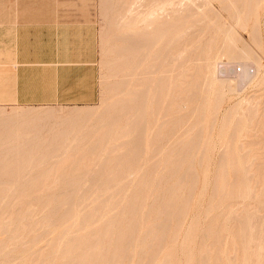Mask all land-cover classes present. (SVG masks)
<instances>
[{
	"label": "bare ground",
	"instance_id": "1",
	"mask_svg": "<svg viewBox=\"0 0 264 264\" xmlns=\"http://www.w3.org/2000/svg\"><path fill=\"white\" fill-rule=\"evenodd\" d=\"M102 1V107L0 109V264H177L178 248L194 264L197 232V264H264V147L242 140L264 143V99L242 96L216 130L226 97L264 84L237 33L260 44L264 0H214L229 23L213 0ZM216 146L204 225L185 227Z\"/></svg>",
	"mask_w": 264,
	"mask_h": 264
},
{
	"label": "crops",
	"instance_id": "2",
	"mask_svg": "<svg viewBox=\"0 0 264 264\" xmlns=\"http://www.w3.org/2000/svg\"><path fill=\"white\" fill-rule=\"evenodd\" d=\"M64 3L77 7H57ZM96 3L0 0V104L88 106L98 101Z\"/></svg>",
	"mask_w": 264,
	"mask_h": 264
},
{
	"label": "rangeland",
	"instance_id": "3",
	"mask_svg": "<svg viewBox=\"0 0 264 264\" xmlns=\"http://www.w3.org/2000/svg\"><path fill=\"white\" fill-rule=\"evenodd\" d=\"M71 0H63V2H70ZM4 2V0H3ZM96 12L95 14L93 13V17L96 19V22H97V25L99 27V35H100V40H101V44H100V51H99V60H98V65H99V99L98 101L93 104V105H88V106H55V105H47V106H18V105H14V104H8V105H5V104H0V109L4 110L6 113L10 112L11 110H14V109H49V108H52V109H63V110H69V109H79V108H82V109H97L99 110L101 107H102V98H103V91H104V87H105V65H104V44H103V35H104V31H105V26H106V21L103 17V1L101 2V0H96ZM264 3V2H263ZM261 4L258 8H257V12L259 14V34H258V37L260 39V44L257 45L256 43H253L252 42V37L250 36V32H251V27L250 25L247 26V29L245 30H240L238 29L237 33L239 34V36L242 38V40L244 41L245 45H248L255 53V55H257L259 57V61L260 64L263 66L262 70H264V26H263V23H264V4ZM211 4V8L213 10H216V11H219L222 18L223 19H226L227 18V14L223 11L220 10V5L218 3V1H211L210 2ZM57 7H60L62 10H67V9H70L72 7H77L76 5H71V4H61V5H58ZM79 7H81L79 5ZM227 23L228 20L226 19ZM261 21V22H260ZM260 23H261V26H260ZM262 36V37H261ZM132 39L131 38V42H132ZM128 42V41H127ZM240 44V43H238ZM259 49H258V48ZM226 57H223V61L225 62L226 61ZM237 69L239 70V66L237 67ZM259 87V88H258ZM251 97H254L256 99H259V100H263L264 99V84L262 86H249L248 88H246L243 92L241 93H238V94H232V95H229L228 97L225 98L224 102L221 104V107L219 108L218 110V114H217V118L219 119V122L217 121V124H216V130L218 129V126L221 122V118H223L224 114L227 113V111L229 110V108H231V106H233V104L235 102L238 101V99L240 100V98H243V97H247L250 95H252ZM239 96V97H238ZM243 96V97H242ZM227 100V101H226ZM236 100V101H235ZM226 101V102H225ZM232 103V104H231ZM231 105V106H230ZM260 106H262V104H260ZM229 107V108H228ZM226 111V112H225ZM243 111V110H242ZM241 111V112H242ZM261 112H264L262 110H260V113ZM248 112L246 110H244L242 112V115L243 117L245 118L246 116L244 114H247ZM221 117V118H220ZM245 137V139L243 138L242 140L243 141H246L245 143L248 144V140L249 139H252L253 142V147H256V148H263L264 147V143L263 142H258V138H254V137ZM219 151H220V147L216 146L212 153H211V156L206 160V163H207V171H206V176H207V180L205 181L206 182V185H205V189H203V195H202V198L200 199V201L196 202V201H193L190 205H189V212H188V215H187V218H186V223H185V227L186 225L188 224V222L190 220H194L197 222V225L199 226V228H201L203 225H204V218L202 217V214L207 206V203H208V199H209V196L211 195L212 193V190H213V179L216 175V169L219 165V162L220 159H219ZM261 151V155H264V150L261 149L259 150ZM243 161H244V157H242ZM56 158H48L47 160H55ZM219 159V160H218ZM66 161H71V160H76V158L74 157H69L67 159H64ZM82 160H85V161H88V160H91V158H85V159H82ZM241 160V161H242ZM261 160H264V156L262 157ZM245 166L244 163H243V167L244 170H245ZM262 167L261 169L264 170V166H260ZM197 173H198V177L199 179L201 178V169L199 167H197ZM246 174V171L245 173ZM242 175V176H247L246 175ZM259 174V177H260V181L263 182L264 180L262 179L264 177V173L263 171L260 170V172H258ZM247 180V179H246ZM244 181L241 180L239 182H241V187H242V191H245L246 190V187L249 185H246V183H249L247 181ZM246 182V183H245ZM172 183L171 180H169L168 182H166L165 184H161V183H158V181H154L152 184H158V185H170ZM151 184V185H152ZM263 187V184H259L258 186V190ZM200 188H201V183L199 182L196 186V196L197 194H199L200 192ZM260 189V190H261ZM153 191H156V192H169V190H166L165 188H157V190H153ZM264 209V207H263ZM198 211V212H197ZM9 216H11V213L9 212ZM202 220V222H201ZM11 233V232H10ZM182 238V235L179 237V240ZM178 240V242H179ZM200 242H201V239H200V234L199 232L196 233V236L194 237L193 239V254H194V259H195V263L194 264H197L198 263V249L200 248ZM197 253V254H196ZM175 259H176V262L177 264H183V261H184V255L183 253L180 251V249L178 248L177 251H176V255H175ZM182 259V260H181Z\"/></svg>",
	"mask_w": 264,
	"mask_h": 264
}]
</instances>
